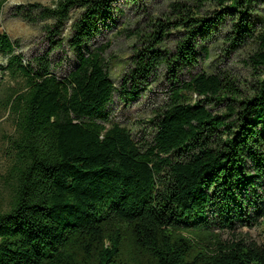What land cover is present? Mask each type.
<instances>
[{
  "label": "trees",
  "instance_id": "16d2710c",
  "mask_svg": "<svg viewBox=\"0 0 264 264\" xmlns=\"http://www.w3.org/2000/svg\"><path fill=\"white\" fill-rule=\"evenodd\" d=\"M115 1L14 8L53 49L74 53L63 79L48 53L24 62L0 28V74L10 80L0 81V119L14 126L0 264H264V236L221 234L263 215L264 0H168L169 18L132 30L117 87L97 42ZM212 44L245 54L253 83L224 66L227 56L191 73ZM160 81L167 99L149 138L136 139L109 104L115 92L133 101Z\"/></svg>",
  "mask_w": 264,
  "mask_h": 264
},
{
  "label": "rangeland",
  "instance_id": "374dc122",
  "mask_svg": "<svg viewBox=\"0 0 264 264\" xmlns=\"http://www.w3.org/2000/svg\"><path fill=\"white\" fill-rule=\"evenodd\" d=\"M55 0H7L0 17V28L6 32L10 38L16 42L15 52L23 57L27 62L33 56L48 53L52 61V72L59 78L63 79L69 70L71 60L74 59V53L64 48L53 49L46 32L41 30L39 24H30L22 17L16 16L14 8L17 5H28L39 3L42 5H51ZM140 7L131 6L127 0H116L113 5L111 17L108 26L102 28V33L98 37V44L107 45L106 58L110 71L111 80L115 86H119L121 77L129 65L132 45V30H151L150 23L156 21H165L170 17L168 0H139ZM142 6V7H141ZM69 24L62 30L61 35L56 41L68 36ZM172 35H176L172 32ZM172 43V42H171ZM169 43V48L172 44ZM211 57L206 61L200 59L191 73L201 72L204 69L209 70L207 65L223 59L227 55L221 51L217 44L211 45ZM225 59V58H224ZM7 57L0 55V65H6ZM224 66L234 69L240 79L250 85L253 83V75L249 66L246 64V55L236 54L227 56L224 60ZM182 77L188 79V73L183 72ZM3 77L0 74V81ZM3 85H8L10 80L7 76L2 79ZM164 82L153 85L148 91L133 101H124L118 93H114L109 104V111L113 122L127 127L133 136L139 140L149 138L150 132L154 127L156 120V109L167 99ZM196 98L195 95L192 96ZM218 110L220 108H217ZM7 115L0 119V194L7 192L8 186L4 182L7 170L12 162V156L8 148L7 136L14 131L13 122L6 118ZM261 205L263 215L258 216L252 223L237 224L233 229L222 230V238L225 240L243 238L247 242L260 243L263 239L264 226L260 222L264 219V202ZM251 215H254L252 213Z\"/></svg>",
  "mask_w": 264,
  "mask_h": 264
}]
</instances>
